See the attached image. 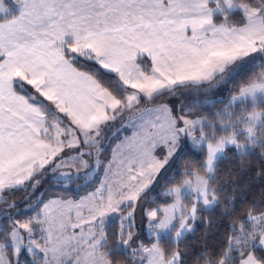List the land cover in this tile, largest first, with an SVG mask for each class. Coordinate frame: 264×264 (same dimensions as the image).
<instances>
[{
  "label": "snow or ice",
  "instance_id": "1",
  "mask_svg": "<svg viewBox=\"0 0 264 264\" xmlns=\"http://www.w3.org/2000/svg\"><path fill=\"white\" fill-rule=\"evenodd\" d=\"M13 2L19 14L0 19V264H114L113 239L130 264H185L179 241L201 204L220 203L218 154L234 145L245 155L247 147L237 135H219L228 127L221 120L194 118L196 103L155 102L243 75L246 58L264 59V0L255 8L234 0ZM233 10L242 27L230 22ZM238 91L232 104L264 94V82ZM125 119L132 134L103 158L104 140ZM247 132L254 136L251 126ZM185 137L205 147V158L184 162L181 186L166 188L177 183L167 172ZM253 145L264 154V140ZM20 190L35 193L24 208L7 198ZM254 208L231 226L221 264H264L256 251L264 247V216ZM138 213L150 243L136 232ZM169 229L172 242L161 247L159 233Z\"/></svg>",
  "mask_w": 264,
  "mask_h": 264
},
{
  "label": "trees",
  "instance_id": "2",
  "mask_svg": "<svg viewBox=\"0 0 264 264\" xmlns=\"http://www.w3.org/2000/svg\"><path fill=\"white\" fill-rule=\"evenodd\" d=\"M236 3L243 4L247 7L255 8L260 0H236ZM12 7H14L12 5ZM233 17L231 23L234 26L243 25L240 23L238 16L239 10L232 12ZM217 24L223 22V17L215 21ZM246 65V71L243 75H229L224 82H220V78L212 81L211 84L199 85V91L194 89L182 90V94L177 97H165L158 99L155 103H167L169 106H177L181 101L191 106L196 103L198 107L194 110V118H206L208 121H214L215 118L227 121L230 118L233 123L241 120L250 112V106L258 100H246L231 105V98L239 94V88L246 87L255 82H264V59L253 60L246 58L241 62ZM89 67H91L89 65ZM101 78L107 83L110 82L115 87L117 82L113 79L112 74L99 70ZM236 71H239L237 68ZM243 79V80H242ZM216 85V87H212ZM187 93L188 97H185ZM184 94V95H183ZM151 107V105H149ZM232 114H231V113ZM219 113V117L217 116ZM230 115L229 117H227ZM234 132V127H227L226 132H220L219 135H230ZM236 132V131H235ZM258 141L264 140V123L257 133ZM206 149L204 146L199 148L190 144L186 137L182 140V146L177 156L170 162L168 176H173L177 185L185 179L181 172L182 165L186 161L199 162L205 158ZM195 174H205L204 171L193 169ZM264 154L261 153L259 147L248 150L245 155L234 149H228L226 154L219 158L213 173L217 186L221 192L220 203L214 205L211 209H200L198 219L192 224L194 229L191 233L184 236L178 243L180 249L183 250L185 256V264H221L225 260V254L228 253L227 241L233 235L231 226L239 223L247 217L250 209L255 208L253 214L255 216H264ZM171 183V180H169ZM175 184V185H176ZM171 186V185H167ZM166 186V187H167ZM52 188L49 191H56ZM88 189H83L87 191ZM39 191H44L39 189ZM76 193H69L75 196ZM83 193L79 192V195ZM156 194V193H153ZM35 195L31 191H15L8 195L12 197L14 202L20 204L26 203V197ZM118 229V222L110 226L109 235H113ZM256 227L252 226L247 229L249 233L256 231ZM137 231V230H136ZM239 231V229H237ZM144 233V232H142ZM138 234V233H137ZM145 243H150L151 239L146 236H140ZM161 247L171 244L172 237L160 240ZM116 241L110 240L109 248L112 250V259L114 264H130L128 260V252L121 247L119 250L115 247ZM257 254L264 259V251L259 247L256 249Z\"/></svg>",
  "mask_w": 264,
  "mask_h": 264
},
{
  "label": "rangeland",
  "instance_id": "3",
  "mask_svg": "<svg viewBox=\"0 0 264 264\" xmlns=\"http://www.w3.org/2000/svg\"><path fill=\"white\" fill-rule=\"evenodd\" d=\"M234 2L236 3V0H234ZM4 3H5V5H7V6H9L10 8L12 7V5L13 6H15V4H14V2H13V0H4ZM236 4H238V3H236ZM239 5H242V6H245V5H243V4H239ZM233 11H237V10H233ZM232 11V12H233ZM6 12H7V10H6ZM12 12H14V10H12ZM4 13H0V15H3ZM184 95V94H183ZM185 97H188V95H187V93H185V95H184ZM253 98V96H248V98L247 99H252ZM255 100H258V101H256L253 105H251L249 108V110H250V112H248L247 114H246V116H244V117H241L240 119L241 120H239V121H237L236 123H234V121H233V123H232V121H231V118H230V122H229V119L227 120V121H222L223 123H226L228 126H230V127H234V132H232L230 135H228V136H231V135H237V143L238 144H240V145H244V146H246L247 148H246V152L248 151V150H253L254 148H255V146L253 145V140H256V141H258V138H257V133H258V131L261 129V127H262V125H263V123H264V94H261L260 95V97L259 98H256ZM231 105H235L236 103H234V104H232V103H230ZM231 113V112H230ZM254 113H257V114H259L258 115V117H257V119L256 120H254V121H252L251 120V118H252V116H253V114ZM232 114V113H231ZM230 115H228L227 117H229ZM198 118H200V117H198ZM201 119H203V118H201ZM133 120H138V118L137 117H133ZM217 119L215 118V120L214 121H216ZM220 120V119H219ZM250 121H251V123H250ZM127 124H128V121L125 119L124 121H123V123L121 124V122L120 121H118L117 122V126L118 127H121V131H120V133L118 134V135H116L115 137H112V136H107V138L104 140V142H103V148H104V151H103V158H105V159H107V158H110L111 157V153H112V149L115 147V145L118 143V142H120L121 140H123L124 139V137L125 136H130L131 134H132V129H131V127H129V126H127ZM252 127L253 128V133H254V136L252 137V138H250L249 137V134H248V132H247V129H248V127ZM220 130V128H219V126H218V131ZM236 131V132H235ZM186 140L190 143V144H192L193 145V143L191 142V140H189L187 137H186ZM181 146H182V142H181ZM203 146V145H202ZM228 149H234L235 151H237V152H239L238 151V149L236 148V146H234V145H229V146H227L226 147V149H225V151H224V153L223 154H218V158H217V161H218V159L219 158H221V157H223L225 154H226V151L228 150ZM217 161H216V163H217ZM195 175H198V176H200V177H204L205 176V174H202V175H200V174H195ZM173 186H181V185H171V186H167V187H173ZM166 187V188H167ZM40 189H42V190H44L45 191V187H43V186H41V188ZM92 189L91 188H88V190L87 191H91ZM163 190V189H162ZM41 192H43V191H41ZM79 192H81V193H83L82 195H84L85 194V192L83 191V189L82 190H80ZM154 196H156V194H153ZM75 196H76V194H75ZM28 197V196H27ZM26 197V198H27ZM8 198V197H7ZM157 198V200H158V203H161V204H163V203H165L166 201L164 200L165 198L164 197H162V196H157L156 197ZM9 199V201L11 202V201H15V200H12V197L10 198H8ZM186 203L188 202L187 200L185 201ZM17 203V202H16ZM0 206H2V205H0ZM26 206V203L25 204H20V207L21 208H24ZM212 207H210V208H207V207H205V206H203L202 204L200 205V209H211ZM0 222H2V221H0ZM194 222H192V224H193ZM193 229H194V227H193V225H192V228L189 230V231H187L186 233H185V235L184 236H186L187 234H189V233H191L192 231H193ZM136 232L138 233V235H140V236H146V239H151V233H150V231H149V228H148V225H147V222H146V220L145 219H143L142 218V216L138 213L137 214V217H136ZM142 232H144V233H142ZM169 236H171V237H173V232H172V230L171 229H169V230H164V231H161L160 233H159V239L160 240H162V239H166V238H168ZM183 236V237H184ZM182 237V238H183ZM181 238V239H182ZM147 244V243H146ZM121 247H123V250L124 251H126V252H128V250L126 249V248H124V246H121ZM260 248V247H259ZM261 249V248H260ZM262 250V249H261Z\"/></svg>",
  "mask_w": 264,
  "mask_h": 264
},
{
  "label": "crops",
  "instance_id": "4",
  "mask_svg": "<svg viewBox=\"0 0 264 264\" xmlns=\"http://www.w3.org/2000/svg\"><path fill=\"white\" fill-rule=\"evenodd\" d=\"M15 4V3H14ZM7 6V5H6ZM12 10H14V12H12ZM19 6L17 4H15L14 7H9L7 6V12H4L3 15H0V19H4L5 16H11V15H18L19 14ZM239 95V94H238ZM261 94H257L256 96H254L252 99H247V98H244V99H239L237 100V102H242V101H246V100H255L256 98H259ZM236 102V103H237ZM263 251H264V247H260Z\"/></svg>",
  "mask_w": 264,
  "mask_h": 264
}]
</instances>
